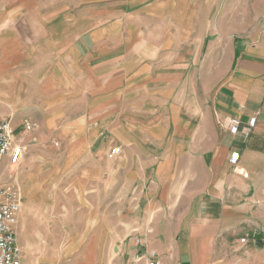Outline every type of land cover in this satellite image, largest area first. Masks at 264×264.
<instances>
[{"label": "crops", "instance_id": "0c3cea01", "mask_svg": "<svg viewBox=\"0 0 264 264\" xmlns=\"http://www.w3.org/2000/svg\"><path fill=\"white\" fill-rule=\"evenodd\" d=\"M183 1L0 0V96L81 162L74 204L114 206L112 232L72 238L103 242L97 264H126L134 237L161 264H264V35L208 30Z\"/></svg>", "mask_w": 264, "mask_h": 264}, {"label": "rangeland", "instance_id": "374dc122", "mask_svg": "<svg viewBox=\"0 0 264 264\" xmlns=\"http://www.w3.org/2000/svg\"><path fill=\"white\" fill-rule=\"evenodd\" d=\"M183 3L187 19H200L208 30L225 32L249 43L259 42L264 35V0ZM10 104V98L0 96V120H10L15 143L24 151L18 165L2 162L0 180L16 185L20 191L15 235L21 264H97L103 242L72 238L87 233L95 236L103 228L112 232L113 204H92V209L74 204L81 200V194L66 189L72 182L81 183V162L70 160L64 140L40 126L43 119L39 114L11 112ZM261 168L248 178V197L254 204H264Z\"/></svg>", "mask_w": 264, "mask_h": 264}, {"label": "built area", "instance_id": "2783aa9c", "mask_svg": "<svg viewBox=\"0 0 264 264\" xmlns=\"http://www.w3.org/2000/svg\"><path fill=\"white\" fill-rule=\"evenodd\" d=\"M254 125V119H251L243 127L239 121L234 119L226 122V128L231 134L240 133L245 138L250 135ZM13 134L11 123L7 120H0V166L4 160L9 166L19 163L22 148L15 143ZM119 153V147H112L108 151L107 157L112 159ZM237 160H239V154L232 152L230 162L235 164ZM20 204V191L16 185L0 180V264H21L15 235V223ZM240 241L244 242L245 238ZM133 243L140 248V251L133 254L126 264H161L158 252L148 246L145 241L139 237H134Z\"/></svg>", "mask_w": 264, "mask_h": 264}]
</instances>
